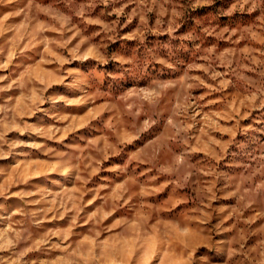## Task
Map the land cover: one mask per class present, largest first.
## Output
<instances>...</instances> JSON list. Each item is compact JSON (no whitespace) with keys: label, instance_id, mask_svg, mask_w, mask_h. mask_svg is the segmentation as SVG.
Segmentation results:
<instances>
[{"label":"clouds","instance_id":"obj_1","mask_svg":"<svg viewBox=\"0 0 264 264\" xmlns=\"http://www.w3.org/2000/svg\"><path fill=\"white\" fill-rule=\"evenodd\" d=\"M0 264H264V0H0Z\"/></svg>","mask_w":264,"mask_h":264}]
</instances>
